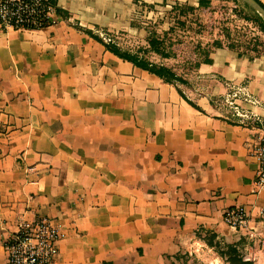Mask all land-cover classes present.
Segmentation results:
<instances>
[{"label":"crops","instance_id":"crops-1","mask_svg":"<svg viewBox=\"0 0 264 264\" xmlns=\"http://www.w3.org/2000/svg\"><path fill=\"white\" fill-rule=\"evenodd\" d=\"M135 2L57 0L67 16L54 24L0 26V264L17 222L42 216L60 228L54 264H176L213 248L206 236L264 264L259 134L217 103L232 82L264 102V54L216 48L168 83L86 32L131 31ZM234 206L248 230L225 223Z\"/></svg>","mask_w":264,"mask_h":264},{"label":"rangeland","instance_id":"rangeland-1","mask_svg":"<svg viewBox=\"0 0 264 264\" xmlns=\"http://www.w3.org/2000/svg\"><path fill=\"white\" fill-rule=\"evenodd\" d=\"M173 1L147 5L136 0L131 31L103 32L124 49H149L148 57L170 64L181 74L189 73L199 61L207 59L210 51L217 48V40L225 46L235 43L239 50L251 55L264 54V30L256 21L245 18H253L254 9L244 1L204 0L203 6L196 7L186 0H180V5ZM206 237L213 248L205 246L198 253H182L176 264H214L221 253H227L229 244Z\"/></svg>","mask_w":264,"mask_h":264},{"label":"built area","instance_id":"built-area-1","mask_svg":"<svg viewBox=\"0 0 264 264\" xmlns=\"http://www.w3.org/2000/svg\"><path fill=\"white\" fill-rule=\"evenodd\" d=\"M62 14L51 0H0V26L4 29L39 30L56 23ZM105 42L120 43L104 32L99 34ZM217 99L226 118L259 134L258 141L250 148L251 157L257 163L253 192L264 191V102L256 96L248 84L228 83L226 91ZM260 214L264 215V208ZM225 223L235 230H248L250 214L242 206L224 211ZM61 232L59 225L47 216L35 220L21 218L3 245L7 264H54L59 253Z\"/></svg>","mask_w":264,"mask_h":264},{"label":"trees","instance_id":"trees-1","mask_svg":"<svg viewBox=\"0 0 264 264\" xmlns=\"http://www.w3.org/2000/svg\"><path fill=\"white\" fill-rule=\"evenodd\" d=\"M51 1L53 2V4L57 6L58 12L60 14H62L63 16H67L64 10H62L59 7L57 0H51ZM256 1L264 8V3H262L260 0H256ZM203 5H204V0H200L199 6H203ZM246 6L248 5L246 4ZM253 12H254L253 18L250 16H245V18H247L248 20L251 19V20L256 21L260 25V27L264 30V17H262L259 13H257L254 10ZM86 32L92 35L93 37H95L96 39H98L99 41L103 42L111 52L115 53L120 58L130 61L134 63L136 66L141 67L142 69H145L157 75L158 77L162 78L164 81L168 83H187V80L183 76L179 75L171 66L165 63H162V62H156V61L150 60V58L147 55V52L149 51V49L140 48L136 51H131L129 49L122 48L116 43L105 42L104 39L99 34H96L89 29L86 30ZM215 47L217 48L227 47V48L236 50L239 53L243 52L237 48L235 43H231L228 46H225V44L217 40L215 42ZM153 48H156V47L153 46ZM257 55L259 56L261 54L258 53ZM206 60L209 61L210 59L207 58ZM191 103L193 102L191 101ZM194 105L196 106V104ZM209 244H211V240H209ZM221 256L223 257L227 256L228 257L227 261L230 264H254L253 261L251 260H245L244 257L238 252L237 248L233 246L232 244L228 245L227 253H223V254L221 253ZM178 257H180V254H177L176 258Z\"/></svg>","mask_w":264,"mask_h":264},{"label":"water","instance_id":"water-1","mask_svg":"<svg viewBox=\"0 0 264 264\" xmlns=\"http://www.w3.org/2000/svg\"><path fill=\"white\" fill-rule=\"evenodd\" d=\"M253 8L257 13L264 17V8L256 0H242Z\"/></svg>","mask_w":264,"mask_h":264}]
</instances>
